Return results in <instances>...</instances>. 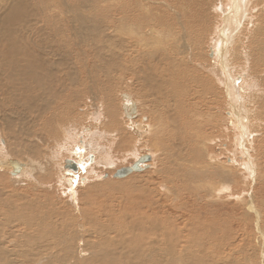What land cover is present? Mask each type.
Here are the masks:
<instances>
[{
    "label": "rangeland",
    "instance_id": "rangeland-1",
    "mask_svg": "<svg viewBox=\"0 0 264 264\" xmlns=\"http://www.w3.org/2000/svg\"><path fill=\"white\" fill-rule=\"evenodd\" d=\"M81 1H83V0H81ZM84 1H86V0H84ZM121 1L122 0H113L112 2L113 3H119ZM139 1L142 2L143 4L149 5V7H150L149 10L142 8V11H140L141 14H145L146 16H149L150 18H154L157 16H166L168 18H174L175 17L174 18L175 22H177L176 20H178L179 22L181 21V23L185 24L184 27L187 29L186 32H183L185 34V35L183 34L184 37L183 36L181 37L180 33L175 34L173 32L170 34V32L167 30V28L165 26H159V28H158V26L156 25L154 20L150 21L151 25H149L147 27V30L151 29V31H150L151 33L149 35H151L152 37H150L148 35V38L146 39V41L148 39H150V41L149 40L148 41L151 42L150 43L151 46L147 45V47H144L145 50L144 49L140 50L141 52L138 51L135 54V56H133L134 61H137L138 58H140V56L143 58V56L145 55L144 57L146 58V56L148 54H150V52H151L150 55L153 56V58H152L153 61L151 62V60H150V62H149L148 60H146L144 65H143L144 59L141 60V58H140V61L143 62L142 63L143 67L145 66V68L152 70V71H150V80H148L145 77L141 81L143 84L146 81V83L144 84L145 86H143V84L141 82H139V84L138 83L132 84L131 81L133 80V75L130 74L132 76L131 77V76L127 75L129 72H127V74H126V72H124V74H122L120 72V70L118 69L119 68L118 67V63H119L118 57L113 58L114 61H112L113 59L110 60L109 57H110L111 53L115 54L116 51H117V53L119 51L113 45H112L113 47L108 46L109 41L107 42V40H103L102 45L100 44L102 47L108 46V47L104 48L105 50H107V52H104L103 51L104 49L103 50L101 49L103 52L101 50H98L99 52L97 50H95L94 54L90 52V55L89 56L87 55V58H89V60L85 61L86 66L89 65V63H90V65L94 64V66L96 68L92 67V71L94 73L91 72V74L93 76L90 75L89 78L87 76L83 77L84 75H86L85 73H87L86 72L87 69L83 67V66H85L84 62H83L85 59V56L83 55L84 56L83 58H82V56L78 57L77 56V50H80V47H81L80 45H82L83 42L85 45L91 46L90 50L95 49V48H93L94 46H96V48H100L101 46L98 44L99 43V41L97 39L98 37L94 32L83 31V30H78L77 32H75L72 28V25L70 24L71 19H73L75 17L73 14H72V16H74V17L71 16V7L75 6L76 4H81L80 0H24V7L26 10V14H25L26 18L24 20H22V22H20L19 24H14V27H13L14 32L17 30L23 32V34L21 36H19L20 47L28 48L30 51L36 52V53L42 55V59L44 61H46L47 63H49V66L51 65L54 68V70L57 68H60V70L65 71L66 68H65V66L63 67V65H61V63L63 62V63L68 64V60H69V62H70L69 68L71 66V70H72L73 69L72 67L74 66V69H73L74 71L72 70L71 74L72 75L76 74L75 77L78 76L77 77L78 79H76V82H77L76 85L78 87H79V84L84 86V83H85L86 89H89L88 86L91 89H89L88 93H84V94H86L85 95L86 98L83 99L82 101H80V104L76 103L75 109H74V107H72L73 108L72 113L75 115L78 114V115H76V118L77 117L79 118L78 120H76V118H74V116H71V115H70V117L65 116V114H66L65 108L66 107L64 108L63 107L64 105L62 106V104H57L54 107H49V108H45V106H42L43 110L41 112V107L38 105V102H37V104H35L36 103L35 102L34 103L35 105H33V107H32L33 109L32 108L26 109L22 112V114L19 115L20 109H19V107H17V105H12L11 106L12 109L9 108V105H8L9 99L8 98H9V94H11L12 96H14L16 98L21 97V94H19L16 91H13V90H8V88L5 87L6 82L0 80V84L2 82L4 83V84L3 83L1 84L2 87L0 86L1 88H3V89L0 88V94H1L0 98H3L0 101V103H1L0 109L3 113L0 111V115L2 116L3 120H4V118H6V119L12 118L11 120L12 121L14 120V122H16L15 121L16 116L12 112L17 113L21 118H23L22 123H21V124H23L21 133H22V138L24 137L23 138L24 140L21 139L22 141L19 139L22 142L21 143L22 145L19 142H18L19 145H17L18 144L17 142H15L16 145H11L9 143L13 144L14 142L11 141L10 139L7 140V138L3 137L2 133H0V141H1L0 144H1V146L4 145V142H6L9 144L11 150L14 149L17 151V154H13L14 156H12L10 153H7L1 159L6 160L8 157L11 156L12 159H10V160H16V161H19V163L21 162L25 165V167L23 169L25 171H23V173L21 175H20L21 171L18 172L19 173L18 175H20V176H18V175L11 176L10 172L12 171V169L8 164L11 171L6 172L5 174L0 172L1 173L0 174V181H3V183L0 182V187L5 186V188H6L5 191H9V190L13 191L14 190V191L18 192L19 197H17L16 199H12V201L16 202V204H21V203L24 204V202H26L25 195L32 194L33 192H35L41 196L45 195V197L48 200L51 197L50 205H45L44 209L36 212L35 214H37L38 217L35 218L33 221L35 222V220H39L42 217H45V218L49 219L50 223L54 222L58 228H59V225H61L60 224L61 222H62V225L65 224L64 226H66L67 229L65 228L66 229L65 233H64L65 236H63L64 237L63 239L65 240V242L67 244L68 238H70V241H69L70 245H69V243L67 244V246H69V247L75 243L76 244L73 246L76 247L79 237L82 238L84 236L82 238L83 239L82 241L83 242L85 241L84 244L86 242H89V241H90L89 243H93L95 240L99 239V237H97L98 239H95L94 237H92L91 234L88 235L89 231H91V233H94L97 231L96 230L97 224L92 222V225H94V224L95 225H94V227H90L91 223H86L85 220L82 221L80 219V217H81L80 214L82 213L81 210L86 209V210H93L95 212L96 211L103 212L106 215V222H105L106 227L105 228H107V227L109 228V226H110L112 228L115 227V229H117L119 231L121 230L120 231L121 233H119V234L116 233L115 235H118L120 237L123 235L121 237V240L124 243L127 242L126 243L127 246L124 245L123 246L124 248L122 250L121 248L118 249L119 241L112 239L113 235H111L110 238L106 239V243H109V244L113 243V245L109 247V248H111V251L115 252L114 248L116 249L115 258L111 261L112 264L114 261H115L114 264H122L123 263L122 261H124V260H122V259L124 258V255L121 258L122 254L120 253V251L127 253V254L133 253L134 255L129 254L131 256V258L127 259L126 261H128L129 264H134L136 262H137L136 264H138V261L140 262V260L137 259V258H139V255H137L136 252H138V251L141 252V250L143 248L141 246L147 247V245L150 243V240L146 239V236H147V238L151 237V232H152L151 230H153V226H155V227H157V225H158V227H164L165 226L164 228L170 229V230H177V229L185 230L186 228H188L190 230V232L192 231L191 233L193 234V236L195 238H197L201 233V229L204 228L200 224L201 221H207L210 223V225L215 224L216 227L226 226L225 225V218H226V215L229 213V210L227 208V207H229V209H230L229 214L232 216L231 220L233 221V222L232 221L231 222L233 223L234 229L236 230V232H235V244L238 245L237 249L240 252L242 250V246L243 245L245 246L244 255H246V256L248 255L246 264H260L261 258H260V256H258L259 251L257 250L258 246L256 244L257 240L255 238L258 231L255 229V227L253 225L254 216L252 214H247L245 217L246 212H244V211H245V203L247 202V199L249 197L253 198L255 205L257 206V207L255 206V207L259 210V214H260V228L259 229L263 232L264 231V146H263L264 145V142H263L264 141L263 140L264 139V136H263L264 135V131H263L264 128H262L259 131V134H258L259 137L255 136V139H256L255 142H252L250 145L243 144V148H244V150L247 151V156L250 159V163H248L245 159L241 160L240 162L246 161L247 165H251L253 163L256 166V170H255L256 171V177L254 179V184H251L250 181L248 182V180H246L247 176L243 175V177L239 176V178L234 177L235 179L233 178L231 184L226 186V187H228V186L230 187V188L228 187V189H227L230 191H225V190L220 191V190L215 189L214 188L215 187L214 182H216V178H215L214 182L211 181L212 179H214V177H212V175H211L212 174L211 172L215 170V171H220V172L223 171V172H228V173L232 172V171L233 172L238 171V173H240L242 171V169L237 170L238 168H228V166H230V163H231L230 160L234 159V161L238 162L240 160L238 158L242 157V152H241L240 148H238V147H236V145H234V139L235 138L231 132V129L229 127L230 123L228 121L229 115H230V112H229L230 109L227 107L226 100H224V98H222L221 93H219L217 95V98H214V95H211V94H204L202 92V89L199 88L196 84L192 83V81L189 78L191 74H198V75H204L207 77L208 76L212 77V75L208 72L211 69L213 62L215 61L214 57L212 58V53L210 50V47H213V49L215 48V46L211 44V37L214 35V31H213L214 27L216 26L217 23L220 22V21H218L219 11L214 12V7H218L219 3H220L221 9L226 10L224 7V5L226 3L224 0H221V2H220V0H166V1L165 0H162V1L161 0L160 1L159 0H139ZM257 1L259 2V0H250V9L252 10V8H253V10H252L251 14L247 13V18H251L253 20L252 21L253 24H251V27L249 26V28H248L249 33L244 35L241 32H239L240 34H238V37H236V35H235L233 37L234 41L232 40L233 46L231 44V47L229 46L230 48L229 47L226 48L227 54L225 57V61L230 64L228 67H230V66L233 67V73L237 76L238 75L240 77L244 76L246 78L245 79L244 77H242V79H241L242 81L239 80L240 82H238V85L239 86L241 85L240 88L242 87V89L244 91L242 93L243 97H244L243 106H244V109L247 113L250 111V109H252V107L255 108L257 106V103H259V104L262 103L259 107L257 106L259 108V110H260V107H264V73H263L264 72V58H263V61H260V57H256L257 56L256 52H258V49L259 50L264 49V43H263L264 42V30H263L264 23H262V22H264L263 21L264 20V17H263L264 12L262 14L263 20H262V18L255 16L256 14L258 15V12L261 11L259 8L260 6L259 7L256 6V4L258 3ZM9 2H11V0H0V14L2 13V9L4 10L6 4ZM161 3L162 4L164 3L165 7H164V4L162 5ZM262 4H264V0H262L261 5ZM49 5L51 6L50 8H49ZM263 8H262V10H264ZM49 15H51L52 17L50 16L51 18L50 17L48 18ZM252 16H253V18H252ZM182 18H183V20H182ZM26 19H27V21H25ZM45 19H47L48 21ZM260 19H261V21H260ZM49 20H50V22H49ZM141 23L144 24L142 22V20H141ZM152 26H153V28H151ZM156 28H158V29H156ZM157 30L162 31V32L159 33V31H157ZM153 32H154V34H153ZM195 32H197V34ZM84 35H85V38L87 36L86 39H83ZM175 35H176V37H175ZM239 35H242V36H240L241 39H239L240 38ZM258 35H260V37ZM158 36H159V38H158ZM131 37H138V36L134 35ZM74 38H75V41H73ZM88 38H89V40H87ZM138 38H141V37H138ZM152 38H154V40ZM141 39H143V38H141ZM180 39H182V40H180ZM189 39L191 41L194 39L196 41L195 42L193 40V42L195 44H193ZM243 39H245V40H243ZM90 40L92 42H90ZM96 40H97V42H95ZM197 40H198V43H197ZM237 40H239V41L237 42ZM86 41H88V42H86ZM104 41H106V42H104ZM161 41H163V42H161ZM187 41L189 42V44H187L188 43ZM258 41H259V45H258V48H256ZM113 42H116V41H113ZM165 42H167V44ZM95 43H97L98 47ZM253 43H254V45H253ZM77 44H79V45H77ZM158 45H160V46H158ZM166 45H167V47H162V46H166ZM198 45H200V46H198ZM252 45L256 46V47H253ZM76 46H78V47H76ZM178 46H180V47L178 48ZM200 47H201V49H200ZM243 47H244V49H243ZM147 48L149 49V51L146 50ZM157 48H159L161 50L164 49V51H161ZM165 49H166V51L167 50L168 51L166 52ZM177 49H178V51H177ZM229 49L231 51H229ZM245 49H248L249 51H246ZM45 50L47 52H45ZM83 50H85V49L83 48ZM157 50H158V52H157ZM198 50H199V52H198ZM56 51H58V52L56 53ZM96 51H97V53H96ZM191 51H194V52H191ZM51 52H54L55 54L54 53L50 54ZM161 52H162L163 57L161 56ZM163 52H165L167 54L165 55ZM170 52H171V56H170ZM45 53L46 54L49 53V54L46 55ZM58 53H59V55H58ZM107 53L108 54L110 53V54L107 55ZM244 53H247V56ZM43 54H45V55H43ZM95 54H97V55H95ZM105 54H106V56H105ZM191 54H193V56ZM51 55H55V56L53 57ZM50 56L53 57V61L51 60L52 58ZM172 56L175 58H172ZM159 57H162V58H159ZM47 58L49 60H47ZM55 58H56L57 62H54ZM107 58H109L108 59L109 62L107 61ZM192 58H195V59H192ZM117 59H118V61H117ZM160 59H162V60H160ZM169 59L170 60L174 59V60L173 61L171 60V62H170ZM246 59H248V60H246ZM58 60L59 61L62 60V61L59 62ZM87 61H89V62H87ZM104 61H105V64L103 63ZM156 61H157V63H156ZM178 61L181 63H179ZM2 62H3V60H1L0 63H2ZM107 62L108 63L111 62V65H113V66L115 65L117 67V69H116V67H113V71H112V73L111 72L109 73V75H108L109 79L107 80V83H106L105 69L103 66L106 67V64L109 66V64ZM153 62H154V64H153ZM245 62H247V63L245 64ZM55 63L57 65V67H56ZM135 65L140 66L141 64L136 62ZM172 65H174V66H172ZM182 65L184 67H182ZM199 65H201V67ZM78 66L82 69L80 70ZM99 66H102V69ZM175 66H177L178 68ZM62 67L64 70L62 69ZM162 68H164L165 70H163ZM204 68L207 70L205 71ZM96 69H98V70H96ZM154 69L157 71H155ZM114 70H118V71H116V74L114 73L115 72ZM83 71H84V75H83ZM163 71L164 72L167 71V72L163 73ZM55 72H58V71H54V73ZM74 72H75V74H74ZM151 72L152 73L155 72V73H153V75H152ZM184 72H186V74ZM78 73H80V74H78ZM118 73H121V74H118ZM158 73H159V78H157ZM242 73L244 75H242ZM164 74L166 76H164ZM54 75H56V73L53 74V76ZM128 76L131 78H129ZM155 77H156V82H155ZM17 78L19 79V82L17 83V85L19 87L24 88L26 86V83H25V81L21 82V79H23V76L18 75ZM84 78H86V79H84ZM54 79H55V76H54ZM87 79H89V81H91L90 84H92V86L90 84L88 85L89 82ZM128 79L130 81H128ZM160 79H162V80H160ZM261 79H262V81H261ZM147 80H148V82H147ZM151 80H153V84L155 83L154 85L152 84ZM249 80H251V81H249ZM256 80H257V82H255ZM160 81H161V84H163V85L160 84ZM168 81L170 82V85L168 84L169 83ZM149 82H151V83H149ZM164 82L167 83V86H166V84H164ZM56 83H57V86L59 88L60 82H58L56 79L52 83H47V81L44 83L43 93L45 95H48V98L50 97V99H53V98L55 99V96L57 95L58 88L56 86ZM150 84H152V86H153L152 88H151ZM156 84H157V86H156ZM251 84H253L252 87H251ZM159 85H161V86L159 87ZM7 86H9V85H7ZM98 86H100V87H98ZM137 86H139L141 88L145 87L143 90L144 91L148 90V91H146V93H148V94L146 95V93H143L144 91H142V89L138 88ZM155 86H156V88H155ZM257 86H258V88H257ZM107 87H108V90H107ZM47 89H51L50 90L51 95H50V93H47ZM156 89H158V90H156ZM251 89H252V92H250ZM106 90L109 93H107ZM139 90H141V91H139ZM105 91H106L107 95H105L106 94ZM186 91H187L186 96L183 97L182 95ZM151 92H152V94H151ZM157 92H159V93H157ZM125 93L127 95H130L133 98L134 102H137L139 115H140V122H141V117L143 116V117L147 118L148 123H150L149 124L150 135L148 134V132H144V134L142 135L143 136V138H142L141 136L136 137L134 134H132V132L128 133V131H130L126 126V124H127L126 122H128V121L125 119V117H124L125 115L122 113V110H121V108H122L121 105L123 104V100L121 99V95H123ZM80 94H82V93H80ZM145 97H147V98L149 97L151 100L148 101L147 98H145ZM248 97H249V99H248ZM250 101H251L252 105L250 104ZM151 102H152V104H151ZM212 102H213V104H212ZM185 104L191 106V110H190L189 114L187 113L188 112L187 107L183 108V106ZM37 105L39 106V108ZM35 106H37V107H35ZM248 106H249V108H248ZM56 107L57 108L60 107V108L57 110ZM257 107L255 108V110H258ZM34 108H36V109H34ZM16 109H18V110H16ZM44 109H45V111H44ZM29 110H30V112H29ZM4 111H6V112H4ZM38 111H39V113H41V118H39V121H38ZM43 111H44V114H42ZM50 111H51V113H50ZM55 112H57V113H55ZM106 112H112V113H110V116H107ZM45 113H46V115H45ZM61 113H64V114H61ZM263 113H264V110L261 112L260 115L263 118V122H264V114ZM54 114L55 115L58 114L57 115L58 117H56ZM52 115L54 118L52 117ZM187 115L188 116L193 115L194 117H198L199 120H197V122L201 123V126H200L201 128L199 127V129H198V131H199L198 138L201 140L202 143H200L199 140H197V142H196L197 144H195V146H194V148L195 147L196 148L193 149L194 153H192V156L196 157L197 154H195V153L201 154V152H202V156L201 155L197 156V162L199 163V165L201 164L200 166L204 167V169L202 170V173H206L211 180L207 179V180H203V182L201 181L197 187V190L195 192H193L192 196H189V194L187 195L185 192L177 191L180 193V195L183 196L181 203H177L176 202L177 200L175 201L174 196L171 197L173 195V193H171V191H165V189L162 188V187H164L162 184L161 185L159 184L161 186V188L158 190L157 188H159L160 186L157 184H158V182H160L159 179L161 178V177H159V175H162V173L165 169L168 170V168H169V169H171L170 170L171 172H174L179 167L180 162L179 161L177 162V155H176L178 150L175 149L176 146H173L174 140H172V139H175L177 137L175 133L178 132L177 130L179 128H182V126H180V125H182L181 123L184 119H186ZM48 116H50V117H48ZM62 116L64 119H62ZM66 117H68L69 120L66 121ZM110 117H111V120L115 121V123H116L115 124L116 127H114V129L111 127V124H110L111 122L109 121ZM254 117L257 118V115H254ZM45 118H49L48 119L49 124L47 125V127H44L43 125H41V122L43 124V122L46 120ZM71 119H73V120H71ZM200 119H201V121H200ZM50 120H52V122ZM211 120H213V121H211ZM62 121L66 122L68 125H71V126L66 127L65 125H63V127H58L57 123L58 122L61 123ZM96 124L98 125V127ZM121 124L124 126V130L126 129L125 131H127L126 133H128V134L122 135L121 132L118 130L121 127ZM159 124H160V126H159ZM156 125H158V126L156 127ZM159 128H162V129H159ZM203 128H204V130H202ZM248 128H250V125L248 126ZM93 131H100V132L94 133ZM154 132H155V135L153 134ZM65 133H70L72 135V138H71L72 142L70 140L68 141V140H66V138H64ZM91 133H94V135L90 136ZM160 133H163V134H160ZM151 134L153 135V137L154 136L155 137L153 138ZM205 134H207V135H205ZM54 135L57 138V140H60V142H57V143L53 142ZM97 135L100 136V138H98L100 140L97 139V137H98ZM107 135H109V136H107ZM87 136H89V138H91V137L93 138V139L91 138V144H93V145L95 144L97 147L99 145V147L97 148V153L95 150H92V152L90 151L91 153L87 152V151L84 152V150H80L81 149L80 147L82 145V144H80L81 141L89 142V138H86ZM121 136H123L122 137L123 143L121 142L122 139L119 140V138ZM130 136L132 139H130ZM159 136L161 137V139ZM260 136H261V138H260ZM43 137L48 138L49 142L47 141L48 143H42L41 141L44 139ZM162 140L164 143L162 142ZM261 140H263V141H261ZM112 141H114V145L113 144L110 145V142H112ZM134 142H136V143L134 144ZM258 142H260V143L258 144ZM99 143H102L103 145L99 144ZM167 143H168V145H167ZM139 144H141V145H139ZM164 144H165V146H164ZM201 144H203V145H201ZM196 145L197 146L199 145V146L197 147ZM258 145H259V147L260 146L261 147L259 148ZM116 146H118V148ZM133 147H134V149H133ZM48 148H51V149L55 148L56 149L55 153H57V155L55 156L53 154L54 152L52 154H50V152L47 151ZM106 148H108L111 151L113 163H111V165L102 166V167L99 165H95L96 164L95 161H96L97 157H99V155H101V151H103ZM197 148H200V149H198L199 151L197 150ZM136 150H138V151H136ZM195 150H197L198 152H196ZM200 150H202V151H200ZM151 152H152V154H151ZM248 152H250V153H248ZM154 153L156 156L153 155ZM238 153H240L241 155L239 156ZM18 154H19V156H18ZM147 155H149V157L151 158V160L149 161L150 162L149 166H148L149 162L145 163V164L143 162V164L145 166L143 164L141 165V166H144V168H141L140 172H134V173L128 174L127 176H124L121 178L115 177V174L118 172V170L131 166L133 163L136 162V160L138 158H139L138 162H140L142 157H145ZM6 156H7V158H5ZM93 156L95 158H93ZM208 156H209V159H208ZM46 157L47 158L50 157L49 161L53 160V163L54 164L57 163L59 168H60L59 169L55 165L53 167V169L51 170V173H53V174H51V177H49V173L47 170L48 167H47L46 163H47L48 159ZM152 157H154V158H152ZM198 157H199L200 161L198 160ZM203 157H205V158H203ZM209 160L212 162H210V163L207 162ZM60 161H62V162L60 163ZM152 161H154V162H152ZM203 161H204V164L202 163ZM75 163H78V164H75ZM205 163H207L208 165L210 164L209 165L210 167ZM222 163H224V165ZM72 164L80 165V166H78V167L76 166L77 168L74 170L71 166ZM170 164H172V166ZM204 165H206V166H204ZM253 168H255V167L253 166ZM156 173H157V176H156ZM23 175H26V177H25L26 180L21 181L20 179H21V177H23ZM171 175H172V173H171ZM233 175H234V173H233ZM156 177H158V178H156ZM245 177H246V179H244ZM9 178L12 180L19 178L18 179L19 182H17L18 184L15 183V185H14V183H12L8 180ZM35 180H37L41 184V186L35 185V183L29 184V182L33 183ZM149 180H153V182H154V186H151V189H153V187H154L156 189V192L162 194V196H163V194H166V196H167V198L163 196V198L166 199L165 202H160L161 205H164V203H165V205L163 206V209H160L157 205H155L154 206L155 209L153 207V212H151V210L148 207H138L137 206V201L135 200V197L133 196L134 190L131 187V185L145 184ZM244 180H245V182H244ZM54 182L56 183V185L52 184ZM1 183H2V185H1ZM94 183H99V184L111 183V184L109 186H105L102 189L94 192V191H92L93 187H91V185H94ZM176 185H178L180 188H183V184H181V183L176 184ZM53 186H55L54 188L56 190L52 189ZM70 193H72V195H73V198L75 201V208H74V205H72V203L70 204V199L67 200V198H69V196H71V198H72V195ZM217 193L219 195H216ZM20 194L22 195V197ZM242 194H244V195H242ZM245 194H247V195L245 196ZM169 196H170V198H169ZM235 197H236V199H235ZM1 198H5V196L1 195ZM154 198L158 200L157 195H155ZM224 205H226L227 207ZM141 208H143V209H141ZM157 208H159V209L157 210ZM222 208L224 210H220ZM44 212H46V213L49 212V213L46 214ZM166 212L168 215L166 214ZM77 214H79V216ZM4 215L6 216L5 218H7V220L10 221L9 224L5 223V225L8 227L7 230H8V234H9L8 235L9 241L10 242L14 241L13 243L18 244V245L22 241L21 244H23V242H24V238L22 237L23 233L26 231L30 232L31 230H29V229H32V228L31 227L28 228V226L23 224V219H22L20 213L15 211V210H11L10 212H8L6 214L4 213ZM93 216H95L94 220H97V218H96L97 215L94 214ZM3 218L4 217L1 216L0 219L2 222H5L6 219L4 218L5 219L4 220ZM155 219H157V220H155ZM173 219H174V222H173ZM178 219H179V221H178ZM79 221H81L82 223L83 222L85 223V226H83V228L85 227L86 229L82 228V230L84 231V234L82 233L83 232L82 230H79V225H78ZM242 221L244 223V226L242 225ZM113 224H114V226H113ZM137 224H138V226H137ZM169 224L171 226H169ZM86 225H88V226L86 227ZM148 225H149V227H148ZM14 228L16 231L14 230ZM17 228H18V230H17ZM71 228H72V230H70ZM88 228H90L91 230ZM9 229L11 231H9ZM87 229L89 231H86ZM94 229H95V231H94ZM146 229H147L148 233L145 231ZM75 230H77V233ZM204 230H205V228H204ZM12 232L14 233L13 239L11 238ZM17 232H18V234H17ZM219 232H222V230H219ZM67 235H69V236H67ZM80 235H82V236H80ZM87 235H88V237H87V239H85V237ZM139 235L141 237H138ZM131 236H133V237H131ZM89 237H90V240H89ZM71 238H73V240ZM91 238L94 240H92ZM127 238H130V240ZM15 239H17L18 242L15 241ZM125 240H127V241H125ZM224 241H225V243H223V241H221V242H217L215 244L214 243H212V244L209 243V244L212 246L213 245L217 246V244H218L217 247H221V249H224V248L227 249L229 243H231L233 241V238H231L230 240L225 239ZM42 242H44V241H40V243H42ZM192 242H193L192 244H195L194 241H192ZM137 243H138V245H137ZM21 244L19 246L20 249L18 247L19 251L22 248ZM34 244H35L34 247H36L38 245V242H35ZM66 244H62V246H60V248H62L63 245H66ZM255 244H256V246H255ZM130 245H132V246H130ZM73 246H71V249ZM154 246L159 248L156 245H154ZM75 247H73V249L71 251V254L75 256L74 258H76V255H75L76 253L74 252L76 250ZM254 247L256 249H254ZM60 248L58 249V253L61 252L60 250H63ZM129 248H130V250H127ZM117 249H118V251H117ZM211 249H213V248L211 247ZM211 249H209V252L217 258V254H215V253H217V250H215L213 252ZM237 249L235 247V252H237V253H235V256L241 257L240 256L241 254L238 253ZM263 249H264V246H263ZM191 250H195V249H191ZM51 253H52V256H54V255L58 256V257H56V259H54L53 264H56V263L57 264H60V263L61 264H67V263L71 264V259H70L71 257L68 258L69 253H67V251L66 252L62 251L60 254H58L56 252L55 253L51 252ZM51 253H49V254H51ZM62 253L64 254V256L62 255ZM232 253H231V255H232ZM49 254L44 252V254L41 255V258L34 259V261H33L34 264H44L45 262L44 261L41 262L40 260L41 259H47V258H43L44 255H46L45 257H47V256L52 257ZM65 254H68V255L65 256ZM157 255H159V253ZM175 255H177V251H175V253L172 256H175ZM200 255L203 256L204 258L206 256V258H207L206 254L202 255L200 253ZM184 256L188 258L189 264H208L207 259H202L203 261L201 260V262H200L199 260L197 261V258H195V257L192 260L190 257H188L186 255H184ZM52 258H54V257H52ZM20 259H22V258H17L18 263H21L22 260L20 261ZM31 259L32 258H29V260H31ZM57 260H63V261L58 262ZM118 260L120 263L117 262ZM133 260H135V262H133ZM23 261H22L23 263L29 264V262L27 260L24 259ZM196 261H197V263H195ZM161 264H164V263H161Z\"/></svg>",
    "mask_w": 264,
    "mask_h": 264
},
{
    "label": "bare ground",
    "instance_id": "bare-ground-1",
    "mask_svg": "<svg viewBox=\"0 0 264 264\" xmlns=\"http://www.w3.org/2000/svg\"><path fill=\"white\" fill-rule=\"evenodd\" d=\"M113 0H86V1H81V4H76L75 6L71 7V16L72 14L75 16H72L74 17L73 19H71V25H72V28L75 32H77L78 30H83V31H89V32H94L96 35H97V39L99 41V45L101 44L102 45V41L103 40H107L108 42V46H114L119 52L115 54H112L111 52V55H110V60H112L113 58H116L118 57L119 58V63H118V69L120 70V72L122 74H124V72H129L127 75L131 76L130 74L133 75V80L131 81L132 84H135V83H138L142 81V79H144L145 77L150 80V71L152 70H149L147 68H145V66L143 67V65L145 64L146 60H148L150 62L153 61L152 58L153 56L150 55V54H146V58L143 56V58L140 56L141 60L144 59V63L142 61H140V58H138L137 61H134L133 59V56H135V54L140 51V50H143L144 47H147V45L149 46L151 42L150 39H148L146 41V39L148 38V35L151 33V29H148L147 30V27L150 24V21L151 20H154L156 25L158 26H165L167 28V30L171 33H180L181 37L183 36V32H186V28L184 27L185 24L181 23V21L179 22L178 20H176L177 22H175V17L174 18H168L166 16H157V17H154V18H150L149 16H146L145 14H141L140 11H142V8L144 9H148L149 10V5L147 4H143L142 2H140L139 0H122L121 2L119 3H113L112 2ZM160 1V0H159ZM162 1V0H161ZM166 1V0H165ZM225 1V9H221L220 7V3H219V6L218 7H214V12L215 11H219V15H218V21H220L219 23L216 24V26L214 27V35L211 37V44L215 46V48L213 49V47H210V50H211V53H212V58L214 57V62L212 64V67L211 69L208 71L211 75V76H204V75H198V74H191L190 75V80L192 81V83L196 84L199 88L202 89V92L204 94H211V95H214V98H217V95L219 93H221L222 95V98H224V100H226V104H227V107L230 109V115H229V127L231 129V132L234 136V145H236V147L240 148L241 152H242V157H239L238 159H240L238 162L234 161L233 160H230L231 163H230V166H228V168H238L237 170L239 169H242V171L240 173H238V171H232V172H220V171H212L211 175L212 177H214V179H210L209 176L206 174V173H202V170L204 169V167L200 166L199 163L197 162V156L198 155H201L202 156V152L201 154L199 153H195L197 154L196 157H193L192 156V153H194V146L195 144H197V140H199L200 143L201 140L198 138V134H199V127L201 126V123L200 122H197V120H199L198 117H194L193 115L191 116H186V119H184L182 121V128H179L175 134H176V138L175 139H172L174 140V145L173 146H176L175 149L178 150V152L176 153L177 155V162L179 161V167L177 170H175L174 172H171L168 168V170H164L162 175H159V177H161L159 180L160 182H158L157 185H163L165 189V191H171V193H173V195L171 197L174 196V199L177 203H181L182 201V195H180L179 192L177 191H181V192H185L187 195L189 194V196H192L193 195V192H195L197 190V187L199 185V183L203 180H211V181H215V178H216V182H214L215 184V189L217 190H225V191H230V190H227L228 187H226L227 185L231 184L232 180L234 177H237L239 178V176L243 177V175L247 176V179L246 177L244 179L248 180V182L250 181L251 184H254V179L256 177V166L252 163L251 165H247L246 161L248 163H250V159L249 157L247 156V151L244 150L243 148V144H247V145H250L252 142H255L256 139H255V136L257 137L258 134H259V131L264 128V122H263V118L261 117V112L264 110V107H260V110H259V106L262 104H259L257 103V108L258 110H255L254 107H252V109H250V111L247 113L244 109V106H243V102H244V97H243V89L242 87L240 88V86L238 85V82H240L239 80L242 79V77L244 76H237L233 73V67L230 66L228 67L230 64L227 63L225 61V57H226V48L227 47H231V44L233 46V43H232V40H233V37L236 35V37H238V34H240L239 32H241L242 34L246 35L248 32V28L249 26L251 27V24H253V20L251 18H247V13L248 14H251L252 13V10L250 9V0H224ZM261 1V2H260ZM221 2V0H220ZM258 2V1H257ZM256 2V3H257ZM262 0H259V2L256 4L257 7L260 8V12H258V15L256 14L255 16L256 17H260L262 18L263 20V17H262V14L264 12V10H262V8L264 7V4H262ZM162 4V3H161ZM164 4V3H163ZM162 4V5H163ZM178 4V3H177ZM159 5V4H158ZM161 5V6H162ZM252 6V5H251ZM51 6L49 5V8ZM164 7H165V4H164ZM177 7V6H176ZM223 7V8H224ZM254 7V6H253ZM256 8V7H255ZM43 9V8H42ZM141 9V10H140ZM162 9V8H161ZM218 9V10H217ZM264 9V8H263ZM36 10V9H35ZM168 10V9H167ZM170 10V9H169ZM257 10V9H256ZM41 12V11H40ZM187 12V11H186ZM44 13V12H43ZM146 13V12H145ZM218 13V12H217ZM26 10H25V7H24V0H11V2L7 3L4 10L2 9V13L0 14V59L3 60L2 63H0V80L1 81H5L6 82V86L8 88V90H13V91H16L18 92L19 94H21V97H14L12 96L11 94H9V101H8V105H9V108H11L12 105H17V107H19L20 109V114H22V112L26 109H31L33 107V105L37 104L38 102V105L41 107V112H42V106H45V108H49V107H54L55 105L57 104H62V106L65 108V111H66V114L65 116H68L70 117L71 116H74V118H76V115L78 114H73L72 111H73V108L74 109L76 108V103L77 104H80V101H82L83 99H85V95L84 93H88L89 92V89H91L89 86L88 88L89 89H86V84L84 83V86L83 85H80L79 84V87L76 85L77 82H76V79H78L76 76L75 77V72L74 74L75 75H72L71 71L74 69V66L72 67L73 69L71 70V66L69 68V60H68V64L67 63H61V65H63V67L65 66V71H62L60 70V68H57L54 70V68L50 65L49 66V63H47L46 61H44L42 59V55L36 53V52H32L30 51L28 48H23V47H20V44H19V36H21L23 34V32L17 30L14 32V24H19L20 22H22V20H24L26 18ZM154 14V13H153ZM41 15V14H40ZM254 15V14H253ZM51 15L48 16V18L50 17ZM179 16V15H178ZM42 17V16H41ZM45 17V16H44ZM52 17V16H51ZM50 17V18H51ZM47 18V17H46ZM47 18V19H48ZM253 18V16H252ZM30 19V18H29ZM45 19V20H47ZM43 20V19H42ZM141 20L144 24L141 23ZM183 20V18H182ZM190 20V19H189ZM27 21V19L25 20ZM44 21V20H43ZM48 21V20H47ZM53 21V20H52ZM261 21V19H260ZM264 21V20H263ZM50 22V20H49ZM63 22V21H62ZM65 22V21H64ZM25 23V22H24ZM264 23V22H262ZM63 24V23H62ZM142 24V25H141ZM231 24V25H230ZM255 24V23H254ZM259 24V23H258ZM261 25V24H260ZM263 25V24H262ZM156 26V27H157ZM264 26V25H263ZM230 27V28H229ZM262 27V26H261ZM153 28V26L151 27ZM156 28V29H158ZM165 28V29H166ZM190 29V28H189ZM72 30V29H71ZM160 30V29H159ZM157 30V31H159ZM264 30V28H263ZM155 31V30H154ZM166 31V30H165ZM192 31V30H191ZM82 32V31H81ZM162 32V31H159V33ZM74 33V32H73ZM79 33V32H78ZM85 33V32H84ZM167 33V32H166ZM190 33V32H189ZM197 34V32H195ZM72 34V33H71ZM76 34V33H75ZM92 34V33H91ZM154 34V32H153ZM157 34V33H156ZM87 35V34H86ZM93 35V34H92ZM138 36V37H141V38H138V37H131V36ZM185 35V34H184ZM193 35V34H192ZM82 36V35H81ZM90 36V35H89ZM95 36V35H94ZM150 37H152L151 35H149ZM162 36V35H161ZM187 36V35H186ZM191 36V35H190ZM199 36V35H198ZM242 36V35H239V37ZM260 37V35H258ZM176 37V35H175ZM184 37V36H183ZM189 37V36H188ZM194 37V36H193ZM23 38V37H22ZM72 38V37H71ZM80 38V37H79ZM87 38V36H86ZM85 38V35L83 37V39H86ZM159 38V36H158ZM167 38V37H166ZM172 38V37H171ZM186 38V37H185ZM192 38V37H191ZM200 38V37H199ZM198 38V39H199ZM95 39V38H94ZM154 40V38H152ZM241 39V37L239 38ZM73 40V39H72ZM89 40V38L87 39ZM173 40V39H172ZM182 40V39H180ZM190 40V39H189ZM194 40V39H193ZM193 40L191 41L193 44H195L193 42ZM245 40V39H243ZM254 40V39H253ZM261 40V39H260ZM259 40V41H260ZM75 41V38L74 40ZM113 41H116V42H113ZM165 41V40H164ZM176 41V40H175ZM195 41V40H194ZM234 41V40H233ZM239 40H237L238 42ZM259 41H258V44L256 46H253L254 43H253V47H256L258 48V45H259ZM77 42V41H76ZM88 42V41H86ZM90 42H92L90 40ZM89 42V43H90ZM97 42V40L95 41ZM106 42V41H104ZM163 42V41H161ZM171 42V41H170ZM188 42V41H187ZM196 42V41H195ZM81 43V42H80ZM157 43V42H156ZM167 44V42H165ZM197 43H198V40H197ZM210 43V42H209ZM264 43V42H263ZM74 44V43H73ZM76 44V43H75ZM84 44V42L82 43V45ZM97 45V43H95ZM105 44V43H104ZM107 44V43H106ZM111 44V45H110ZM163 44V43H162ZM161 44V45H162ZM189 44V42L187 43ZM256 44V43H255ZM79 45V44H77ZM80 45V50H77V56L80 57L82 56V58L85 56V59H84V65L83 66L84 68L87 69V73H85L86 75H84V71H83V77L87 76L88 78L90 77L91 72L94 73L92 71V67H95L94 64H91L89 63V65L86 66L85 64V61L86 60H89V58H87V55L89 56L90 55V52L94 54L95 50H103L104 48L108 47V46H104L100 48H96V46H92L93 48L95 49H91L90 50V47L89 45ZM173 45V44H172ZM179 45V44H178ZM203 45V44H202ZM210 45V44H209ZM241 45V44H240ZM243 45V44H242ZM112 46V47H113ZM151 46V45H150ZM157 46V45H156ZM160 46V45H158ZM200 46V45H198ZM263 46V45H262ZM78 47V46H76ZM98 47V45H97ZM162 47H167L166 46H162ZM161 47V48H162ZM180 46H178L179 48ZM203 47V46H202ZM208 47V46H207ZM229 47V48H230ZM235 47V46H234ZM242 47V46H241ZM252 47V48H253ZM83 48L85 50H83ZM111 48V47H110ZM171 48V47H170ZM176 48V47H175ZM240 48V47H239ZM262 48V47H261ZM153 49V48H152ZM159 49V48H157ZM173 49V48H172ZM171 49V50H172ZM199 49V48H198ZM201 49V47H200ZM244 49V47H243ZM242 49V50H243ZM101 50V51H102ZM145 50V49H144ZM147 51H149V49L147 48L146 49ZM161 50V49H159ZM246 51H249L248 49H245ZM42 51V50H41ZM49 51V50H48ZM96 51V53H97ZM104 52H107V50H103ZM102 51V52H103ZM111 51V50H110ZM146 51V52H147ZM152 51V50H151ZM161 51H164V49H162ZM166 51V49H165ZM168 51V50H167ZM166 51V52H167ZM178 51V49H177ZM176 51V52H177ZM205 51V50H204ZM229 51H231L229 49ZM241 51V50H240ZM45 52H47L45 50ZM58 51H56L57 53ZM99 52V51H98ZM141 52V51H140ZM144 52V51H143ZM158 52V50H157ZM156 52V53H157ZM191 52H194V51H191ZM197 52V51H196ZM199 52V50H198ZM41 53V52H40ZM44 53V52H43ZM54 52H51L50 54H52ZM74 53V52H73ZM109 53V54H110ZM165 55L167 53L163 52ZM180 53V52H179ZM230 53V52H229ZM248 53V52H247ZM247 53H244L246 54L247 56ZM257 53V56L256 57H260V61H263V56H264V49L262 50H259L258 49V52ZM46 54V53H45ZM43 54V55H45ZM49 54V53H48ZM46 54V55H48ZM55 54V53H54ZM107 53V55H109ZM143 54V53H142ZM145 54V53H144ZM194 54V53H193ZM193 54H191L193 56ZM243 54V55H244ZM255 54V53H254ZM57 55V54H56ZM59 55V53H58ZM84 55V56H83ZM97 55V54H95ZM99 55V54H98ZM103 55V54H102ZM230 55V54H229ZM51 56H55V55H51ZM50 56V57H51ZM92 56V55H91ZM101 56V55H100ZM106 56V54H105ZM104 56V57H105ZM139 56V55H138ZM157 56V55H156ZM161 56H162V52H161ZM168 56V55H167ZM170 56H171V52H170ZM201 56V55H200ZM228 56V55H227ZM44 57V56H43ZM53 57H51L52 61H53ZM163 57V56H162ZM162 57H159V58H162ZM197 57V56H196ZM251 57V56H250ZM49 58V57H48ZM47 58V60H49ZM81 58V59H82ZM95 58V57H94ZM107 58V61L108 59ZM158 58V59H159ZM172 58H175L172 56ZM186 58V57H185ZM200 58V57H199ZM245 58V57H244ZM248 58V57H247ZM46 59V58H45ZM80 59V60H81ZM192 59H195V58H192ZM262 59V60H261ZM0 60V62H1ZM50 60V61H51ZM157 60V59H156ZM162 60V59H160ZM170 60V59H169ZM172 61L174 59H171ZM170 60V62H171ZM248 60V59H246ZM59 61V60H58ZM62 61V60H60ZM59 61V62H60ZM114 61V59L112 60ZM118 61V59H117ZM195 61V60H194ZM54 62H57L56 61V58H55V61ZM53 62V63H54ZM82 62V63H83ZM89 62V61H87ZM109 62V61H108ZM107 62V63H108ZM138 62L140 63L141 65L140 66H136L135 63ZM179 62V61H178ZM259 62V61H258ZM51 63V62H50ZM105 64V61L103 62ZM143 63V65H142ZM157 63V61H156ZM176 63V62H175ZM181 63V62H179ZM247 62H245L246 64ZM109 66L106 64V67H104L105 69V78H106V83H107V80L109 79L108 75L109 73L113 71V67H116L115 65H111V62L108 63ZM113 64V63H112ZM154 64V62H153ZM173 64V63H172ZM183 64V63H182ZM53 65V64H52ZM56 65V63H55ZM102 65V64H101ZM181 65V64H180ZM186 65V64H185ZM249 65V64H248ZM59 66V65H58ZM174 66V65H172ZM201 67V65H199ZM261 66V65H260ZM57 67V65H56ZM60 67V66H59ZM62 67V69H63ZM79 67V66H78ZM77 67V68H78ZM101 67L102 69V66H99ZM177 67V66H175ZM181 67V66H180ZM182 67H184L182 65ZM204 67V66H203ZM202 67V68H203ZM209 67V66H208ZM207 67V68H208ZM228 67V68H227ZM247 67V66H246ZM259 67V66H258ZM96 68V67H95ZM166 68V67H165ZM178 68V67H177ZM197 68V67H196ZM195 68V69H196ZM199 68V67H198ZM206 68V67H205ZM204 68V69H205ZM210 68V67H209ZM79 69L81 70L82 68L79 67ZM100 69V68H99ZM115 69V68H114ZM117 69V67H116ZM163 70H165L164 68H162ZM182 69V68H181ZM191 69V68H190ZM64 70V69H63ZM98 70V69H96ZM155 70V69H154ZM167 70V69H166ZM207 69H205L206 71ZM255 70V69H254ZM54 71H58V72H55L56 75L55 76V79L60 82V85H59V88L57 86V83H56V86L58 88L57 90V95L55 96V99H50V97L48 98V95H45L43 93V86H44V83L47 81V83H52L55 79H54V76L53 74ZM74 71V70H73ZM100 71V70H99ZM115 74H116V71L118 70H114ZM157 71V70H155ZM189 71V70H188ZM244 71V70H243ZM78 72V71H77ZM167 72V71H165ZM163 71V73H165ZM203 72V71H202ZM101 73V72H100ZM121 73H118V74H121ZM152 73V72H151ZM155 73V72H153ZM152 73V75H153ZM157 73V72H156ZM186 74V72H184ZM205 73V72H204ZM207 73V72H206ZM247 73V72H246ZM261 73V72H260ZM264 73V72H263ZM262 73V74H263ZM80 74V73H78ZM114 74V75H115ZM117 74V75H118ZM257 74V73H256ZM18 75H21L23 76V79H21V82L22 81H25L26 83V86L23 88V87H19L17 85V83L19 82V79L17 78ZM151 75V76H152ZM157 75V74H156ZM176 75V74H175ZM179 75V74H178ZM209 75V74H208ZM242 75H244L242 73ZM93 76V75H92ZM122 76V75H121ZM128 76V77H129ZM164 76H166L164 74ZM132 77V76H131ZM129 77V78H131ZM153 77V76H152ZM181 77V76H180ZM95 78V77H94ZM159 78V73H158V77ZM163 78V77H162ZM167 78V77H166ZM178 78V77H177ZM245 78V77H244ZM243 78V79H244ZM249 78V77H248ZM86 79V78H84ZM96 79V78H95ZM180 79V78H179ZM246 79V78H245ZM83 80V79H82ZM88 80V85L90 84L91 81ZM147 80V82H148ZM154 80V79H153ZM153 80L152 81V84H153ZM158 80V79H157ZM162 80V79H160ZM128 81H130L128 79ZM164 81V80H163ZM162 81V82H163ZM183 81V80H182ZM242 81V80H241ZM248 81V80H247ZM251 81V80H249ZM254 81V80H253ZM262 81V79H261ZM79 82V81H78ZM155 82H156V77H155ZM167 82V81H166ZM169 82V81H168ZM245 82V81H244ZM257 82V80L255 81ZM254 82V83H255ZM3 83V82H2ZM1 83V84H2ZM87 83V82H86ZM95 83V82H94ZM142 83V82H141ZM146 83V81H145ZM144 83V84H145ZM151 83V82H149ZM0 84V86L2 87V85ZM4 84V83H3ZM21 84V83H20ZM143 84V83H142ZM143 84V86H145ZM151 85V88L153 87ZM155 84V83H154ZM153 84V85H154ZM160 84H161V81H160ZM164 84H166L167 86V83L164 82ZM170 85V82L168 83ZM241 84V83H240ZM256 84V83H255ZM9 85V86H7ZM77 87H76V86ZM92 86V84H90ZM163 85V84H161ZM159 85V87L161 86ZM243 85V84H242ZM253 84H251V87H252ZM157 86V84H156ZM155 86V88H156ZM260 86V85H259ZM0 87V88H1ZM94 87V86H93ZM100 87V86H98ZM138 88H141L139 86H137ZM150 87V86H149ZM248 87V86H247ZM254 87V86H253ZM145 88V87H144ZM144 88H141L142 91H144L143 89ZM158 88V87H157ZM258 88V86H257ZM3 89V88H1ZM149 89V88H148ZM254 89V88H253ZM50 90L51 89H47V93H50ZM97 90V89H96ZM107 90H108V87H107ZM106 90V91H107ZM158 90V89H156ZM260 90V89H259ZM94 91V90H93ZM105 91V93H106ZM141 91V90H139ZM148 91V90H146ZM146 91H144L143 93H146ZM257 91V90H256ZM263 91V90H262ZM91 92V91H90ZM250 92H252V89L250 90ZM82 93V94H80ZM107 93H109L107 91ZM107 93L105 95H107ZM155 93V92H154ZM159 93V92H157ZM161 93V92H160ZM186 93H183V97L186 96ZM5 94V93H4ZM90 94V93H89ZM120 94V93H119ZM142 94V93H141ZM148 93H146L147 95ZM152 94V92H151ZM252 94V93H251ZM1 95V94H0ZM51 95V93H50ZM150 95V94H149ZM154 95V94H153ZM210 95V96H211ZM53 96V95H52ZM144 96V95H143ZM253 96V95H252ZM261 96V95H260ZM134 97V96H133ZM150 97V96H149ZM148 97V98H149ZM256 97V96H255ZM147 98V97H145ZM147 100L150 101L151 99L149 98ZM258 98V97H257ZM1 99L3 98H0V101ZM121 99L123 100V104L121 105V110H122V113L125 115V119L128 121L126 122V126L127 128L130 130L128 131V133L132 132V134L135 135L138 134V136L136 137H142L143 138V134L144 132H148V134L150 135L149 133V129H150V126L148 123V120L147 118L145 117H141V122H140V115H139V110H138V105H137V102H134L133 98L130 96V95H127L126 93L121 95ZM249 99V97H248ZM251 100V99H250ZM253 100V99H252ZM138 101V100H137ZM216 101V100H215ZM36 102V103H35ZM254 102V101H253ZM35 103V104H34ZM148 103V102H147ZM190 103V102H189ZM192 103V102H191ZM152 104V102H151ZM213 104V102H212ZM248 104V103H247ZM250 104H251V101H250ZM37 105V106H38ZM211 105V104H210ZM252 105V104H251ZM0 106H1V103H0ZM35 106V107H37ZM38 106V108H39ZM101 106V105H100ZM254 106V105H253ZM111 107V106H110ZM187 107L188 109V114L190 113V110H191V106L185 104L183 106V108ZM60 108V107H59ZM59 108L56 107V109L58 110ZM249 108V106H248ZM8 109V108H7ZM12 109V108H11ZM33 109V108H32ZM36 109V108H34ZM107 109V108H106ZM18 110V109H16ZM50 110V109H49ZM112 110V109H111ZM209 110V109H208ZM1 111V109H0ZM11 111V110H10ZM45 111V109H44ZM44 111L42 114H44ZM221 111V110H220ZM2 112V111H1ZM6 112V111H4ZM26 112V111H25ZM30 112V110H29ZM32 112V111H31ZM37 112V111H36ZM35 112V113H36ZM3 113V112H2ZM16 118H15V121L14 120L12 121L11 119L12 118H4V120L2 119V116L0 115V133H2L3 137L7 138V140H11L13 141L14 143L15 142H19L20 144L22 143L21 141L24 140L22 138V119L17 113L15 112H12ZM34 113V114H35ZM51 113V111H50ZM54 113V112H53ZM57 113V112H55ZM75 113V112H74ZM99 113V112H98ZM107 113V116H110V113L112 112H106ZM186 113V112H185ZM186 113V114H187ZM202 113V112H201ZM61 114H64V113H61ZM185 114V115H186ZM264 114V113H263ZM32 115V114H31ZM46 115V113H45ZM55 115V114H54ZM58 115V114H57ZM57 115H55L56 117H58ZM103 115V114H102ZM106 115V114H105ZM254 115H257V118L254 117ZM12 116V115H11ZM35 116V115H34ZM64 116V115H63ZM62 116V119H64ZM96 116V115H95ZM50 117V116H48ZM53 117V115H52ZM68 117H66V121L69 120ZM98 117V116H97ZM101 117V116H100ZM39 118H41V113H39L38 111V121H39ZM54 118V117H53ZM73 118V119H74ZM105 118V117H104ZM136 118V119H135ZM46 120L43 122H41V125H43L44 127H47V125L49 124L48 122V119L49 118H45ZM71 119V120H73ZM79 118L77 117L76 120H78ZM96 119V118H95ZM98 119V118H97ZM102 119V118H101ZM164 119V118H163ZM156 120V119H155ZM210 120V119H209ZM222 120V119H221ZM52 122V120H50ZM99 121V120H98ZM102 121V120H101ZM111 123V127L114 129L115 126V121H112L111 120V117H110V120H109ZM201 121V119H200ZM213 121V120H211ZM210 121V122H211ZM227 121V120H226ZM36 122V121H35ZM225 122V121H224ZM161 124V123H160ZM159 124V126H160ZM63 125H65L66 127H70L71 125H68L66 122H61V123H57V126L58 127H63ZM97 125V124H96ZM166 125V124H165ZM164 125V126H165ZM207 125V124H206ZM250 125V128H248V126ZM21 128H20V127ZM28 126V125H27ZM51 126V125H50ZM49 126V127H50ZM110 126V125H109ZM119 126V125H118ZM158 125H156L157 127ZM226 126V125H225ZM36 127V126H35ZM98 127V125H97ZM155 128V127H154ZM163 128V127H162ZM162 128H159V129H162ZM201 128V127H200ZM229 129V130H230ZM104 130V129H103ZM122 135H126L128 133H126L127 131L124 130V126L121 124V127L118 129ZM204 130V128L202 129ZM26 131V130H25ZM33 131V130H32ZM67 131V130H66ZM114 131V130H113ZM135 131V132H134ZM153 131V130H152ZM264 131V130H263ZM64 132V131H63ZM94 133L95 132H100V131H93ZM94 133H91L90 136L94 135ZM107 133V132H106ZM262 133V132H261ZM87 134V133H86ZM85 134V135H86ZM101 134V133H100ZM147 134V135H148ZM155 135V132L153 133ZM160 134H163V133H160ZM173 134V133H172ZM236 134V135H235ZM74 135V134H73ZM152 135V134H151ZM207 135V134H205ZM60 136V135H59ZM97 139L100 138L99 135H97ZM109 136V135H107ZM134 136V137H135ZM254 136V137H253ZM264 136V135H263ZM96 137V136H95ZM123 136H121L119 138V140L122 139ZM148 137V136H147ZM153 137V135H152ZM155 137V136H154ZM153 137V138H154ZM160 137V136H159ZM259 137V136H258ZM44 138V137H43ZM64 138H66V140H71L72 138V135L70 133H65L64 134ZM63 138V139H64ZM86 138H89V136H87ZM92 138V137H91ZM91 138H89V142L87 141H81L80 144L81 145V149L80 150H84V152H92V150H95L96 153H97V148L98 147L94 144H91ZM201 138V137H200ZM261 138V136H260ZM21 141H20V140ZM26 139V138H25ZM62 139V138H61ZM93 139V138H92ZM130 139L131 136H130ZM161 139V137H160ZM100 140V139H98ZM118 140V141H119ZM258 140V139H257ZM260 140V139H259ZM264 140V139H263ZM261 140V141H263ZM49 142V139L48 138H44L41 142L42 143H48ZM152 141V140H151ZM260 141V142H261ZM1 142V141H0ZM53 142L54 143H57V142H60V140H57V138L53 137ZM123 143V139L121 141ZM145 142V141H144ZM163 142V140H162ZM161 142V143H162ZM172 142V143H173ZM198 142V143H199ZM258 142V144L260 143ZM264 142V141H263ZM12 144V143H9L11 145H16L15 144ZM19 143L17 145H19ZM94 143V142H93ZM116 143V142H115ZM136 142H134L135 144ZM147 143V142H146ZM164 143V142H163ZM199 143V144H200ZM204 143V142H203ZM8 143L4 142V145L1 146L0 144V172L2 173H6V172H10L11 169L12 171L10 172V175L11 176H15V175H18L19 171H21L20 175L23 173V170L25 165L23 163H19V161H16V160H10L12 159V157H8L7 156L5 158H7L6 160H2L1 158L7 154V153H10L12 156H14L13 154H17V151L16 150H11L10 149V146L9 144L7 145ZM99 144H102V143H99ZM114 145V141L110 142V145ZM120 144V143H119ZM145 144V143H144ZM154 144V143H153ZM22 145V144H21ZM20 145V146H21ZM103 145V144H102ZM141 145V144H139ZM168 145V143H167ZM166 145V146H167ZM203 145V144H201ZM101 146V145H100ZM165 146V144H164ZM197 146V145H196ZM199 146V145H198ZM197 146V147H198ZM245 146V145H244ZM252 146V145H251ZM264 146V145H263ZM118 148V146H116ZM136 147V146H135ZM259 147V145H258ZM261 147V146H260ZM259 147V148H260ZM140 148V147H139ZM144 148V147H143ZM146 148V147H145ZM169 148V147H168ZM201 148V147H200ZM200 148H197L200 149ZM248 148V147H247ZM132 149V148H131ZM134 149V147H133ZM151 149V148H150ZM163 149V148H162ZM202 149V148H201ZM100 150V149H99ZM140 150V149H139ZM143 150V149H142ZM147 150V149H146ZM154 150V149H153ZM197 150H195L196 152H198ZM47 151L50 152V154H53L56 156L57 153H55L56 149L53 148H48ZM135 151V150H134ZM138 151V150H136ZM141 151V150H140ZM202 151V150H200ZM19 152V151H18ZM21 152V151H20ZM90 152V153H91ZM136 153V152H135ZM157 153V152H156ZM237 153V152H236ZM250 153V152H248ZM138 154V153H137ZM152 154V152H151ZM150 154V155H151ZM239 156L241 155L240 153H238ZM155 155V153L153 154ZM19 156V154H18ZM90 156V155H89ZM156 156V155H155ZM149 155L145 156V157H142V159L140 160V162H138L139 158L136 160V165L140 168H144V164L145 163H148L151 158L149 157V160L148 158ZM161 157V156H160ZM170 157V156H169ZM234 157V156H233ZM47 158V157H46ZM93 158H95L93 156ZM154 158V157H152ZM165 158V157H164ZM176 158V157H175ZM205 158V157H203ZM211 158V157H210ZM17 159V158H16ZM47 170H48V173H49V177H51V170L53 169V167L56 165L58 168V164L57 163H53V160L52 161H49L50 157L47 158ZM146 159V160H145ZM166 159V158H165ZM208 159H209V156H208ZM245 159L246 161L245 162H240L241 160ZM81 160V159H80ZM156 160V159H155ZM169 160V159H168ZM198 160H199V157H198ZM215 160V159H214ZM28 161V160H27ZM78 161V160H77ZM114 161V160H113ZM200 161V160H199ZM202 161V160H201ZM206 161V160H205ZM216 161V160H215ZM62 161H60L61 163ZM144 162V164H143ZM154 162V161H152ZM176 162V161H175ZM207 162H212V161H207ZM13 163H16L17 166L19 165V167L16 169L14 168L13 166ZM29 163V162H28ZM86 163V162H85ZM95 165H99V166H107V165H111L112 162V154H111V151L106 148L104 149L103 151H101V155H99V157H97L96 161H95ZM162 163V162H161ZM204 164V161L202 162ZM11 167V169L9 168V166ZM75 164H78V163H75ZM75 164H72V168L75 170L78 166L80 165H75ZM144 165V166H141V165ZM150 162L148 163V166H149ZM154 164V163H153ZM207 164V163H205ZM224 165V163H222ZM233 164V165H232ZM236 164V165H235ZM31 165V164H30ZM92 165V164H91ZM152 165V164H151ZM150 165V166H151ZM172 166V164H170ZM208 165V164H207ZM210 165V164H209ZM208 165V166H209ZM28 166V165H27ZM26 166V167H27ZM77 166V167H76ZM206 166V165H204ZM253 166L255 168H253ZM92 167V166H91ZM96 167V166H95ZM174 167V166H173ZM172 167V168H173ZM210 167V166H209ZM208 167V168H209ZM223 167V166H222ZM60 169V168H59ZM99 169V168H98ZM226 169V168H225ZM91 170V169H90ZM162 170V169H161ZM160 170V171H161ZM53 172V171H52ZM140 172V171H139ZM172 173V175H171ZM234 173V175H233ZM1 174V173H0ZM26 174V173H25ZM18 175V176H20ZM98 175V174H97ZM17 176V177H18ZM74 176V175H73ZM127 176V175H126ZM156 176H157V173H156ZM26 175H23V177H21V181L23 180H26L25 179ZM240 177V178H241ZM16 178V177H15ZM20 178V177H19ZM19 178L17 179H8L10 182L18 184L17 182H19ZM158 178V177H156ZM152 179V178H151ZM235 179V178H234ZM33 180V179H32ZM51 181V180H50ZM97 181V180H96ZM3 183V181H0ZM33 182V181H32ZM99 182V181H98ZM243 182V181H242ZM245 182V180H244ZM1 183V185H2ZM35 185H38V186H41V184L35 180L33 183H30L29 184H34ZM183 184V188H180L178 185L176 184ZM52 184H55L56 183H52ZM111 183H94V185H91V187H93V190L94 192L102 189L103 187L105 186H109ZM221 184V185H220ZM159 185V186H160ZM116 186V185H115ZM151 186H154V182L153 180H149L147 181L145 184H142V185H131L132 189L134 190L133 192V196L135 197V200L137 201V206L138 207H148L151 212H153V207L155 205H157L160 209H163V206L165 205H161L160 202H165L166 199L163 198L166 197V194H160L158 192H156V189L153 187V189H151ZM55 186H53L52 189L56 190L54 188ZM161 188V186L159 188H157L158 190ZM230 188V187H229ZM250 189V188H249ZM6 188L5 186L4 187H0V218L1 216H3L4 218L6 217L4 215V213H8L10 212L11 210H15L17 212L20 213L22 219H23V224L31 227L32 229H29L31 230L30 232H24L22 237L24 238V242L23 244L22 241H21V250L19 251L18 250V247L20 246V244H14L13 242H10L9 241V238H8V230H7V226L5 225L6 224H9V220L6 219L5 222H2L1 219H0V264H25L23 263L24 259L27 260L29 262V264H34V259H37V258H41V255L45 253L49 254L51 252H56L58 253V249L60 248V246H62V244H66L65 240L63 239L65 236L64 233H65V230L67 229L66 226L62 225V222L60 223L61 225H59V228L55 225L54 222H51L49 221V219L45 218V217H42L41 219L39 220H35V222L33 221L35 218L38 217L37 214H35L36 212H38L39 210H42L45 208V205H50V201H51V197L49 198V200L45 197V195L41 196V195H38L37 193L33 192L32 194H27L25 195V198H26V202H24V204H16V202H13L12 199H16L17 197H19V194L17 191H12V190H9V191H5ZM31 190V189H30ZM251 190V189H250ZM218 192V191H217ZM31 193V192H30ZM156 193V194H155ZM169 193V192H168ZM242 193V192H241ZM250 193V192H249ZM72 195V193H70ZM170 194V193H169ZM1 195L5 196V198H1ZM21 195V194H20ZM157 195L158 196V200L154 198V196ZM197 195V194H196ZM216 195H219L218 193ZM222 195V194H221ZM244 195V194H242ZM247 194H245L246 196ZM41 196V197H40ZM22 197V195H21ZM157 198V197H156ZM170 198V196H169ZM194 198V197H193ZM70 199V204L72 203V205H74V208H75V201H74V198H73V195H72V198L71 196H69V198H67V200ZM236 199V197H235ZM240 199V198H239ZM247 199V198H246ZM173 200V199H172ZM242 200V199H241ZM191 201V200H190ZM55 202V201H54ZM78 202V201H77ZM171 202V201H170ZM207 202V201H206ZM64 203V202H63ZM136 203V202H135ZM71 205V206H72ZM135 205V204H134ZM133 205V206H134ZM226 206V205H224ZM255 202L253 200V198L249 197L247 199V202L245 203V211L246 214H245V217L247 214H252L254 216L253 218V225L255 227V229L258 231L257 232V235L255 236L256 238V244L258 246L257 250L259 251V255L260 256V261L261 263L260 264H264V249H263V246H264V231L262 232L259 228H260V214H259V210L255 207ZM227 207V206H226ZM81 208V207H80ZM157 208V210L159 209ZM228 210H229V213H230V209L229 207H227ZM143 209V208H141ZM155 209V207H154ZM226 209V208H225ZM50 210V209H49ZM185 210V209H184ZM220 210H224L223 208L220 209ZM148 211V210H147ZM13 212V211H12ZM76 212V211H75ZM81 214H80V219L83 221L85 220L86 223H91L92 225V222L93 223H96L97 225V228H96V232L94 233H91V231H89L88 228L86 231H89L88 232V235L91 234L92 237H94L95 239H98L97 237H99L98 240H95L93 243H89V242H86L84 244V242L82 241L83 237H79L78 238V242H77V245L76 247V250L74 251L75 255H76V258H74L75 256L71 254V251L73 249H71V246H67V244L69 243L70 241V238H68V243L66 245H63L62 248L60 249H63V250H60L61 252H66L69 253L68 254H65L68 255V258L71 259V264H112L111 261L115 258V253H116V249L114 248L115 252L111 251V248H109L110 246L113 245L112 244H109V243H106V239L110 238L111 235H113L112 239H115V240H118L119 241V247L118 249H122L123 250V246L126 245V243H124L122 240H121V237L123 236H118V235H115L116 233L119 234L121 233L119 230L112 228L109 226V228H105L106 227V215L103 213V212H100V211H93V210H86V209H83L81 210ZM94 212V213H93ZM176 212V211H175ZM181 212V211H180ZM46 213V212H44ZM49 213V212H47ZM46 213V214H47ZM80 213V212H79ZM149 213V212H148ZM227 214L226 215V218H225V225L226 226H221V227H216L215 224H211L207 221H201L200 224L205 228H202L201 229V233L200 235L195 238L193 236V234L190 232V230L188 228H186L185 230H180V229H177V230H170V229H166L164 227H155L153 226V230H151V237L150 238H147L146 236V239L150 240V243L147 245V247H144V246H141L143 247L141 252H136L137 255H139V259L140 262L138 261V264H161V263H164V264H189L188 262V258L185 257L184 255L190 257L192 260L195 258H197V261L199 260L201 262L202 259H207L208 260V264H246V261H247V258H248V255H244V251H245V246L243 245L242 246V250L239 252V250L237 249L238 248V245L235 244V232L236 230L234 229V225H233V221L231 220L232 219V216L230 214ZM13 214V213H12ZM94 214H96V218L97 220H94V217L93 216ZM153 214V213H152ZM151 214V215H152ZM156 214V213H155ZM167 214V212H166ZM225 214V213H224ZM15 215V214H14ZM50 215V214H49ZM79 216V214H77ZM168 215V214H167ZM71 216V215H70ZM148 217V216H147ZM3 218V219H4ZM20 218V217H19ZM105 218V219H104ZM4 219V220H5ZM18 219V218H17ZM55 219V218H54ZM79 219V218H78ZM79 219V220H80ZM137 219V218H136ZM147 219V218H146ZM150 219V218H149ZM165 219V218H164ZM210 219V218H209ZM105 220V221H104ZM157 220V219H155ZM177 220V219H176ZM132 221V220H131ZM146 221V220H145ZM161 221V220H160ZM179 221V219H178ZM185 221V220H184ZM189 221V220H188ZM232 221V222H231ZM108 222V221H107ZM154 222V221H153ZM156 222V221H155ZM173 222H174V219H173ZM75 223V222H74ZM78 223V222H77ZM132 223V222H131ZM138 223V222H137ZM246 223V222H245ZM151 224V223H150ZM181 224V223H180ZM79 230H82L83 226H85V223L79 221ZM90 227H94V225H92ZM131 225V224H130ZM182 225V224H181ZM185 225V224H184ZM242 225L244 226V223L242 221ZM9 226V225H8ZM12 226V225H11ZM15 226V225H14ZM20 226V225H19ZM88 225H86L87 227ZM114 226V224H113ZM124 226V225H123ZM135 226V225H134ZM138 226V224H137ZM169 226H171L169 224ZM183 226V225H182ZM10 227V226H9ZM71 227V226H70ZM69 227V228H70ZM129 227V226H128ZM149 227V225H148ZM176 227V226H175ZM16 228V227H15ZM14 228V230H15ZM19 228V227H18ZM17 228V230H18ZM22 228V227H21ZM66 228V229H65ZM85 228V227H84ZM83 228V229H84ZM78 229V228H77ZM86 229V228H85ZM93 229V228H92ZM151 229V228H150ZM222 230V232H219V230ZM13 230V229H12ZM72 230V228L70 229ZM69 230V231H70ZM91 230V229H90ZM9 231H11L9 229ZM16 231V230H15ZM14 231V232H15ZM74 231V230H73ZM76 233H77V230H75ZM83 231V230H82ZM95 231V229H94ZM147 232V229L145 230ZM150 231V230H149ZM21 232V231H20ZM79 232V231H78ZM81 232V231H80ZM142 232V231H141ZM84 234V231L82 232ZM81 233V234H82ZM86 233V232H85ZM148 233V232H147ZM18 234V232H17ZM80 234V233H79ZM82 234V235H83ZM76 235V234H75ZM78 235V234H77ZM80 235V236H82ZM88 235L85 237V239H87ZM125 235V234H124ZM128 235V234H127ZM195 235V234H194ZM16 236V235H15ZM19 236V235H18ZM69 236V235H67ZM71 236V235H70ZM79 236V235H78ZM11 237V236H10ZM20 237V236H19ZM77 237V236H76ZM133 237V236H131ZM138 237H141L140 235ZM144 237V236H143ZM142 237V238H143ZM12 239L14 238V233L12 232ZM10 238V239H11ZM81 238V239H80ZM135 238V237H134ZM137 238V237H136ZM231 238H233V241L231 243H229L227 249H221V247H217L215 245H210L209 243H217V242H221L223 241V243H225V239L227 240H230ZM19 239V238H18ZM73 240V238H71ZM77 239V238H76ZM92 239V238H91ZM130 240V238H127ZM140 239V238H139ZM75 240V239H74ZM89 240H90V237H89ZM94 240V239H92ZM15 241H17V239H15ZM40 241H44L42 243H40ZM127 241V240H125ZM194 241L195 244H192ZM18 242V241H17ZM35 242H38V245L36 247L35 246ZM131 242V241H130ZM148 242V241H147ZM229 242V241H228ZM134 243V242H133ZM187 243V244H186ZM208 243V244H207ZM255 244V246H256ZM259 244V245H258ZM70 245V243H69ZM138 245V243H137ZM154 245L158 246L159 248L155 247ZM127 246V245H126ZM132 246V245H130ZM140 246V245H139ZM241 246V245H240ZM211 247L213 249H211ZM235 247L238 251L239 254H241L240 256L241 257H236L235 256ZM139 248V247H138ZM20 249V247H19ZM65 249V250H64ZM71 249V250H70ZM117 249V251H118ZM133 249V248H132ZM136 249V248H135ZM191 249H195V250H191ZM207 249V250H206ZM209 249H211L213 252L215 250H217V258L211 254L209 252ZM254 249H256L254 247ZM126 250V249H125ZM127 250H130L127 249ZM140 250V249H139ZM228 250V251H227ZM136 251V250H135ZM175 251H177V255L175 256H172ZM227 251V252H226ZM60 252V253H61ZM114 254H113V253ZM233 252V253H232ZM58 253V254H60ZM120 253L122 254L121 258L123 257L124 255V258L122 260L123 263L122 264H129L128 261H126L127 259H130L132 254L130 253H124L122 251H120ZM159 253V255H157ZM200 253L203 255H207V258L205 256V258L203 256L200 255ZM232 253V255H231ZM130 254V255H129ZM135 254V255H136ZM256 254V253H255ZM52 256V253L49 254ZM62 255L64 256V254L62 253ZM61 255V256H62ZM118 255V254H117ZM120 255V254H119ZM134 255V254H133ZM46 255H44L43 258H47V259H41L40 261L41 262H45L44 264H53L54 262V259H56V257L58 256H52V257H45ZM49 257V258H48ZM16 258V259H15ZM17 258H22L20 259L21 263H18L17 262ZM29 258H32L31 260H29ZM133 258V257H132ZM136 258V257H135ZM189 258V259H190ZM58 259V258H57ZM62 259V258H61ZM65 259V258H64ZM39 260V259H38ZM47 260V261H46ZM66 260V259H65ZM64 260V261H65ZM132 260V259H131ZM19 261V262H20ZM58 262L59 261H63V260H57ZM197 261L195 263H197ZM203 261V260H202ZM69 262V261H68ZM115 262V261H114ZM113 262V264H114ZM119 262V260L117 261ZM133 262H135V260H133ZM205 262V261H204ZM203 262V263H204ZM221 262V263H220ZM36 263V262H35ZM39 263V262H38ZM120 263V262H119ZM137 263V262H136ZM134 263V264H136ZM199 263V262H198ZM27 264V263H26ZM57 264V263H56ZM61 264V263H60ZM68 264V263H67Z\"/></svg>",
    "mask_w": 264,
    "mask_h": 264
},
{
    "label": "water",
    "instance_id": "water-1",
    "mask_svg": "<svg viewBox=\"0 0 264 264\" xmlns=\"http://www.w3.org/2000/svg\"><path fill=\"white\" fill-rule=\"evenodd\" d=\"M135 132V131H134ZM136 136H138V134L135 133ZM149 160V157H147ZM146 160V159H145ZM14 168H18L19 165L17 166L16 163H13ZM141 171L140 168L136 165V162L133 163L131 166L127 167V168H123L118 170V172L115 174V177L121 178L124 177L128 174L134 173V172H139Z\"/></svg>",
    "mask_w": 264,
    "mask_h": 264
}]
</instances>
